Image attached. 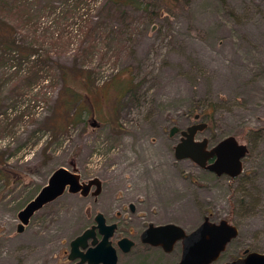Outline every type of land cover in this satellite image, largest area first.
Here are the masks:
<instances>
[{"label": "rangeland", "instance_id": "obj_1", "mask_svg": "<svg viewBox=\"0 0 264 264\" xmlns=\"http://www.w3.org/2000/svg\"><path fill=\"white\" fill-rule=\"evenodd\" d=\"M136 2L121 17V7L106 0L67 16L58 10L36 22L35 35L23 33L62 65L90 73L93 90L71 80L91 108L87 115L66 110L55 75L18 88L10 72L0 75V160L10 177L0 179V264H73L69 242L97 212L133 234L148 222L189 232L204 216L226 219L238 235L217 264L245 248L264 252V0ZM86 17L95 26L91 44L79 30ZM196 120L207 127L195 138L209 146L229 135L247 145L240 175L217 176L174 158L178 135L169 129ZM61 166L82 181L98 177L100 194L65 191L17 232L18 212ZM141 249L119 264L178 258L177 251Z\"/></svg>", "mask_w": 264, "mask_h": 264}, {"label": "water", "instance_id": "obj_2", "mask_svg": "<svg viewBox=\"0 0 264 264\" xmlns=\"http://www.w3.org/2000/svg\"><path fill=\"white\" fill-rule=\"evenodd\" d=\"M194 118L198 119L199 115L195 114ZM206 127L207 123L203 121L194 122L185 129L173 125L169 129V136L177 133L181 135L174 145V157L177 160L190 159L199 167L217 176L225 174L230 178L237 177L243 171V158L248 153L247 145L240 143L233 135H229L215 145L209 146L207 138L204 137L201 140L195 138L196 134L205 130ZM211 159L213 161L210 162ZM101 189L102 185L98 177L82 181L74 168L68 169L63 166L56 168L49 176L47 183L18 212L17 232L23 231L36 211L61 196L65 191L97 197ZM94 221L97 224L96 227L104 235L102 241L97 248H88L85 253H82L79 247H85V242L92 235L94 227L85 230L71 240L68 259L81 258L80 263L88 260L96 264H115L116 251L111 247L109 240L115 225H106L101 212L95 214ZM237 235L236 226L228 220L221 219L213 222L205 216L203 222L190 232H185L181 226L174 223L161 225L150 223L142 232L141 239L153 246H163L166 251L170 250L175 241L181 240L182 254L179 264H214L227 244ZM122 242H126L127 246L131 244L126 239L119 243ZM224 264H264V252L251 251L243 257Z\"/></svg>", "mask_w": 264, "mask_h": 264}, {"label": "trees", "instance_id": "obj_3", "mask_svg": "<svg viewBox=\"0 0 264 264\" xmlns=\"http://www.w3.org/2000/svg\"><path fill=\"white\" fill-rule=\"evenodd\" d=\"M98 1L0 0V75L3 76L6 75V72H10L13 81L20 80L18 84L14 85V88L30 87L47 76L55 75L56 79L61 82L63 93L66 94L62 101L66 110H77L79 112H77V118L91 112L83 94L71 85V80L77 77L84 81V86L87 89H95L90 73H86L80 68L70 69L62 65L52 58L51 51L41 49L39 43L31 40L28 35L24 36L23 33L27 31L29 34L35 35L38 30L36 22L41 17L56 14L58 10L60 15L67 16L80 9L84 10L90 3ZM106 3L120 6V11L115 8V12L121 17L126 14L124 7L135 6L137 2L136 0H106ZM94 27L90 17L80 19L79 30L82 33V39L87 40V43L92 42L91 40L96 34ZM87 49H81V51L85 52ZM84 93L87 94L86 90ZM68 116L67 113L64 114L63 117L66 118L62 121L66 123ZM55 121L50 125L52 130L57 131L62 126L59 127ZM9 178L8 171L0 160V179L9 182Z\"/></svg>", "mask_w": 264, "mask_h": 264}, {"label": "flooded vegetation", "instance_id": "obj_4", "mask_svg": "<svg viewBox=\"0 0 264 264\" xmlns=\"http://www.w3.org/2000/svg\"><path fill=\"white\" fill-rule=\"evenodd\" d=\"M197 121V120H196ZM175 135H178V139H177V141L175 142V143H177L178 141H179V138L181 137V135L179 134V133H177V134H174L173 136H175ZM218 142V141H217ZM216 142V143H217ZM215 143V144H216ZM214 144V145H215ZM175 145V144H174ZM174 145L172 146V154H173V156H174ZM213 146V145H212ZM175 158V157H174ZM176 159V158H175ZM211 161H213V159H211L210 160V162ZM216 175V174H215ZM222 175H225V174H222ZM221 176V175H220ZM92 190H93V188H92ZM91 190V191H92ZM90 195V194H89ZM88 196V195H87ZM90 196H92V195H90ZM94 197V196H93ZM96 198V197H95ZM129 209H130V211L131 212H134V207H133V205H132V207H131V204L129 205ZM95 216V215H94ZM119 216H120V213H117L116 214V217L117 218H119ZM104 218H105V216H104ZM204 218H205V216H204ZM204 218H203V220H204ZM210 220V219H209ZM212 221V220H211ZM220 221V220H219ZM214 222V221H213ZM150 223H152V222H148L147 223V225L146 226H144L143 227V229H141L138 233H134L133 234V232L130 230V229H127V227H125V229L123 230L122 228H121V226H122V224H120V223H118L117 221H107V219L105 218V224L106 225H112V224H114L115 225V228H114V231H113V234H112V236H110V238H109V240H110V244H111V247L112 248H114L115 249V251H116V262H115V264H119V262H120V260L123 258V257H128L130 254H131V251L132 250H142L141 248H143V249H147V248H158V249H160L164 254H171V253H173L174 251H177V255H178V258H177V260H176V263L175 264H179V261H180V259H181V254H182V242H181V240H177V241H175L173 244H172V246H171V248H170V250L169 251H166L165 249H164V247L163 246H153V245H151V244H148V243H145V242H143L142 241V239H141V235H142V232L148 227V225L150 224ZM167 223H173V222H167ZM152 224H154V223H152ZM161 224H166V223H159V224H154V225H161ZM174 224H176V223H174ZM232 224V223H231ZM96 222L94 221V217H93V223H91L89 226H87L81 233H83L85 230H89V229H92V227H94L93 229H92V235L91 236H89V238L86 240V242H85V247L84 248H82V247H79V249H80V251L82 252V253H85L86 251H87V249L88 248H97V246L99 245V243L102 241V239H103V233H101L100 232V229L98 228V227H96ZM178 225V224H177ZM234 225V224H233ZM236 226V225H235ZM236 228H237V226H236ZM237 230H238V228H237ZM185 231V230H184ZM192 231V230H191ZM186 232V231H185ZM190 232V231H189ZM80 233V234H81ZM80 234H78V235H80ZM119 234V235H118ZM78 235H76V236H78ZM132 235H134V236H132ZM75 236V237H76ZM74 237V238H75ZM237 237V236H236ZM235 237V238H236ZM73 238V239H74ZM123 239H126L128 242H130L131 244L130 245H126V242H122L121 244L119 243L121 240H123ZM233 240V239H232ZM71 242V241H70ZM70 242H69V250H70ZM231 242V241H230ZM229 242V243H230ZM228 243V244H229ZM227 244V245H228ZM227 247V246H226ZM125 249H127V250H125ZM226 249V248H225ZM247 251V252H246ZM251 251H255V250H249L248 248H245L242 252H241V254L239 253V254H237L234 258H232V259H230V260H228V261H226V262H229V261H232V260H234V259H236V258H240V257H243V256H245L248 252H251ZM255 252H258V251H255ZM223 253V252H222ZM221 253V254H222ZM68 255H69V251H68V253H67V259H68ZM221 256V255H220ZM220 256H219V258H220ZM218 258V259H219ZM80 259L81 258H75V259H73V260H70V259H68L71 263H73V264H96V263H93V262H89L88 260H86L85 262H82V263H80ZM217 259V260H218ZM216 260V261H217ZM216 261L214 262V264H217L216 263ZM226 262H224V263H226ZM224 263H222V264H224ZM98 264H101V263H98Z\"/></svg>", "mask_w": 264, "mask_h": 264}]
</instances>
